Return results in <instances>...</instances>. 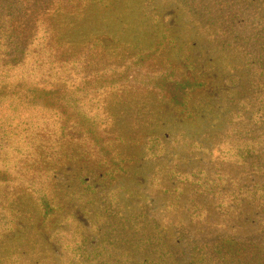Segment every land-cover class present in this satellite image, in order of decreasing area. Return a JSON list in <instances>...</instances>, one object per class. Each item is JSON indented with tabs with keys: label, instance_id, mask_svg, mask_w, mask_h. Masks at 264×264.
Here are the masks:
<instances>
[{
	"label": "rangeland",
	"instance_id": "1",
	"mask_svg": "<svg viewBox=\"0 0 264 264\" xmlns=\"http://www.w3.org/2000/svg\"><path fill=\"white\" fill-rule=\"evenodd\" d=\"M1 87L0 264H264V0H0Z\"/></svg>",
	"mask_w": 264,
	"mask_h": 264
},
{
	"label": "trees",
	"instance_id": "2",
	"mask_svg": "<svg viewBox=\"0 0 264 264\" xmlns=\"http://www.w3.org/2000/svg\"><path fill=\"white\" fill-rule=\"evenodd\" d=\"M5 86V85H4ZM6 87V86H5ZM5 87H1L0 89V136H3L5 138L11 137V135L16 134L18 131L20 122L22 121V115L18 114V111L15 107H13L10 104H4L3 101L8 96L10 98H16V95L14 93H8L5 92ZM64 98L54 97L51 94H47L45 96V105L43 107H48L50 109L60 110V115L65 116L66 113L73 116V112H75V106L68 103L67 101L63 100ZM44 101V99L33 97L31 101L23 102L28 105L32 106H40V102ZM18 101H21L18 99ZM74 107V108H72ZM67 109H72L71 113ZM22 125H26L23 123ZM79 126L82 127L85 132L89 133V135L95 137L97 136V133L95 132L94 128L88 124L85 123L82 119L79 120Z\"/></svg>",
	"mask_w": 264,
	"mask_h": 264
}]
</instances>
